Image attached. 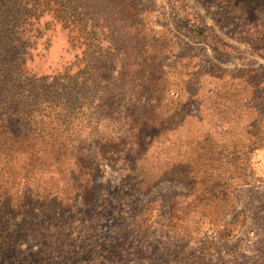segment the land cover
<instances>
[{"label":"rangeland","instance_id":"374dc122","mask_svg":"<svg viewBox=\"0 0 264 264\" xmlns=\"http://www.w3.org/2000/svg\"><path fill=\"white\" fill-rule=\"evenodd\" d=\"M112 4L117 15L103 12L109 29L97 36L115 52L113 77L133 18L131 44L156 52V73L147 71L163 82L132 75L122 87L135 86L137 102L161 91L163 119L121 157L105 155L106 140L87 144L91 195L68 191L50 162L70 166L68 156L35 174L19 162L15 180L0 177V264H264V0ZM40 25L27 70L52 74L82 47L51 14Z\"/></svg>","mask_w":264,"mask_h":264},{"label":"trees","instance_id":"16d2710c","mask_svg":"<svg viewBox=\"0 0 264 264\" xmlns=\"http://www.w3.org/2000/svg\"><path fill=\"white\" fill-rule=\"evenodd\" d=\"M111 2L0 0V177L3 180L16 179L11 177L18 173L14 167L19 162L24 161L22 168L28 172L29 166L35 174L52 165L45 162L53 156H68L70 166L60 168L58 161L50 162L57 164L58 173L67 176L68 191L91 195L97 167L87 159L90 158L87 144L106 140L111 146H105L112 148L105 155L121 157L133 152L141 128L156 125L163 119L161 91H153L154 96H149L148 101L137 102L133 96L135 86L126 90L122 87V79L132 75L135 79L147 77L150 83L163 82L162 75L147 71L155 70L156 52L147 49L148 43L141 44L139 49L131 44L130 34L137 31V21L133 18L124 20L129 49L123 53L119 79L113 77L109 59L115 52L100 44L97 36L104 25L109 29L103 12L112 11V18L117 15ZM44 13L51 14L70 31H76L71 41L79 38L82 50L60 71L37 75L27 70L32 59L30 37L41 36L39 22ZM76 62L80 65L75 68ZM112 88L124 91L125 96L119 99L111 96Z\"/></svg>","mask_w":264,"mask_h":264}]
</instances>
